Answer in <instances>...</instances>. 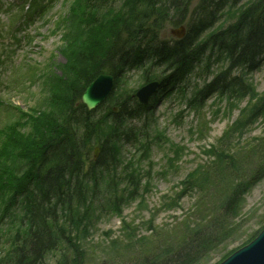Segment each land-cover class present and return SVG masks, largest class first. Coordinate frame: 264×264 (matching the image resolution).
I'll return each mask as SVG.
<instances>
[{
  "label": "trees",
  "instance_id": "obj_1",
  "mask_svg": "<svg viewBox=\"0 0 264 264\" xmlns=\"http://www.w3.org/2000/svg\"><path fill=\"white\" fill-rule=\"evenodd\" d=\"M193 1L74 0L75 10L70 4L69 15L79 25L91 26L88 35L95 39L89 40L91 46L78 50L70 74L58 81L62 92L50 97L54 99L51 110L38 115L20 113V120H27L30 127L26 135H22L18 122L17 130L12 125L0 129V220L13 216L21 225L9 231L0 264H45L50 255L52 264H87L91 251L88 253L83 244L84 233L101 216L120 212L129 199L126 189L122 196L117 195L120 183L115 185L112 176L121 163V148L124 144L139 145L137 134L142 132L143 136L149 127L146 121L156 105L176 90V85L182 91L181 84L187 78L195 74L207 77L212 59L226 67L205 82L195 97L223 94L232 98L235 90L243 95L253 90L246 77L263 61L264 0H253L238 14L235 25L206 37L223 12L241 0H198L191 9ZM115 2L119 10L123 7L128 11L120 16L119 11L106 10ZM47 4L50 0H23L19 9L31 19L35 10L43 11ZM180 25L186 26L182 39L163 37L167 26ZM147 65H169L171 72L146 105L131 96L114 104L104 102L93 111L80 103L84 89L98 75L110 74L117 80L125 71L142 70ZM263 103L264 94L251 108L248 120L261 114ZM130 122L138 123L139 129L127 126ZM93 146L100 147L96 160L91 157ZM217 156L219 163L213 165L221 168L222 157ZM15 162L22 167L17 174L12 167ZM126 166L131 164L124 165V173L126 168L131 169ZM221 171L213 173L214 180ZM263 177L264 164L241 183H231L230 196L226 201L223 198L218 218L206 221L201 229L182 222L157 237L145 238L147 242L136 251L124 253L122 243L116 244V252L92 264L199 263L229 235L221 221L229 211L230 219H236V197Z\"/></svg>",
  "mask_w": 264,
  "mask_h": 264
},
{
  "label": "rangeland",
  "instance_id": "obj_2",
  "mask_svg": "<svg viewBox=\"0 0 264 264\" xmlns=\"http://www.w3.org/2000/svg\"><path fill=\"white\" fill-rule=\"evenodd\" d=\"M197 1L192 2L191 9ZM252 1L241 0L236 7H228L204 37L235 25L238 14ZM9 3L0 0V129L12 125L17 130L18 122L24 136L30 127L27 120H20V113L38 115L52 109L54 99L50 97L62 92L58 81L67 78L78 50L91 46L89 40L95 37L88 35L91 26L79 25L69 15L70 4L73 10L77 7L74 0H50L43 11L35 10L31 19L23 10L6 5ZM119 8L115 2L106 10L119 11L120 16L128 11ZM175 27L167 26L163 37H171L169 30ZM224 67L212 59L207 77L195 74L187 78L181 84L182 91L176 85L177 89L156 105L143 136L142 132L137 134L139 145H123L121 163L112 178L115 185L120 183L117 195L122 196L126 189L130 197L120 212L101 216L93 228L85 231L83 244L93 255L89 254L87 264L108 258L120 243L124 253L136 251L147 242L145 238L157 237L182 222L201 229L206 221L218 218L223 201L230 196L228 186L241 183L264 164V109L248 120L251 108L264 94V54L260 67L246 77L253 89L249 94L235 90L232 98L223 94L195 97L205 82ZM170 72L169 65L125 71L115 80L109 100L103 105L131 96L149 82L162 83ZM127 126L137 131L140 125L130 122ZM217 155L222 157L221 168L214 166L219 163ZM126 164H131L126 166L131 169L126 168L124 173L121 169ZM12 167L15 174L22 171L16 162ZM217 169L222 171L214 180ZM236 202L234 222L230 219L232 211L225 213L227 217L221 221L229 235L197 264H221L264 229V177L238 195ZM4 218L0 220V254L6 248L9 231L14 232L17 225L21 228L13 216ZM52 260L50 255L45 264H52Z\"/></svg>",
  "mask_w": 264,
  "mask_h": 264
},
{
  "label": "water",
  "instance_id": "obj_3",
  "mask_svg": "<svg viewBox=\"0 0 264 264\" xmlns=\"http://www.w3.org/2000/svg\"><path fill=\"white\" fill-rule=\"evenodd\" d=\"M169 34L172 38L181 39L186 34L184 25L170 29ZM114 86V78L109 75H99L93 79L84 89L80 97V103L88 111L97 109L102 102L111 94ZM160 84L152 81L140 87L132 95V98L140 105H146L150 97L157 91ZM100 149H94V160H96ZM221 264H264V229L248 245L239 249L229 256Z\"/></svg>",
  "mask_w": 264,
  "mask_h": 264
}]
</instances>
